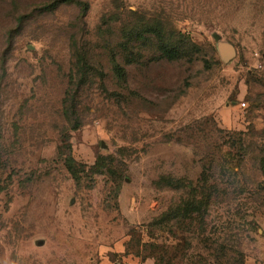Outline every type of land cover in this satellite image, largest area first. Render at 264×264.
Returning a JSON list of instances; mask_svg holds the SVG:
<instances>
[{"label":"rangeland","instance_id":"374dc122","mask_svg":"<svg viewBox=\"0 0 264 264\" xmlns=\"http://www.w3.org/2000/svg\"><path fill=\"white\" fill-rule=\"evenodd\" d=\"M121 254L264 264V0H0V264Z\"/></svg>","mask_w":264,"mask_h":264},{"label":"crops","instance_id":"0c3cea01","mask_svg":"<svg viewBox=\"0 0 264 264\" xmlns=\"http://www.w3.org/2000/svg\"><path fill=\"white\" fill-rule=\"evenodd\" d=\"M121 253H124V252L121 251ZM124 254H126V253H124ZM117 258H118L119 261H122V263L129 264V259L130 258L127 259V257L125 255L117 256ZM107 261L108 260L105 259V262L103 264H106ZM134 263L139 264L138 262H135V261H134ZM140 264H157V263L154 260H146L145 262H141Z\"/></svg>","mask_w":264,"mask_h":264},{"label":"trees","instance_id":"16d2710c","mask_svg":"<svg viewBox=\"0 0 264 264\" xmlns=\"http://www.w3.org/2000/svg\"><path fill=\"white\" fill-rule=\"evenodd\" d=\"M158 36L160 35L159 33H157V31H154ZM162 51L164 53V55L167 57V58H170V59H174L176 58V54L172 51H170L169 49H167L166 47H163L162 48ZM128 254V253H127ZM157 264H160L156 261ZM115 264H124L122 263V261H119L118 258L117 260H115Z\"/></svg>","mask_w":264,"mask_h":264},{"label":"water","instance_id":"95a60500","mask_svg":"<svg viewBox=\"0 0 264 264\" xmlns=\"http://www.w3.org/2000/svg\"><path fill=\"white\" fill-rule=\"evenodd\" d=\"M218 39V38H217ZM223 49L224 50H226L227 48L226 47H223ZM229 51H231V50H229ZM233 55V53H232V51L229 53L228 51H226V58L228 59L230 56H232Z\"/></svg>","mask_w":264,"mask_h":264},{"label":"built area","instance_id":"2783aa9c","mask_svg":"<svg viewBox=\"0 0 264 264\" xmlns=\"http://www.w3.org/2000/svg\"><path fill=\"white\" fill-rule=\"evenodd\" d=\"M241 107L245 108V107H246V104H245V103H243V104L241 105Z\"/></svg>","mask_w":264,"mask_h":264}]
</instances>
